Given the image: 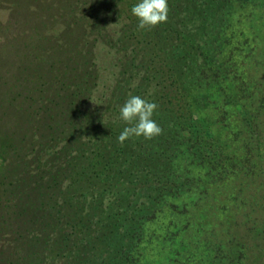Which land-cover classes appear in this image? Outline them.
<instances>
[{
  "label": "rangeland",
  "instance_id": "1",
  "mask_svg": "<svg viewBox=\"0 0 264 264\" xmlns=\"http://www.w3.org/2000/svg\"><path fill=\"white\" fill-rule=\"evenodd\" d=\"M130 2L0 0V264L31 260L20 256L34 241L18 237L22 229L4 224L14 216L7 217L3 202L8 192L21 194L25 188L18 165L11 166L5 150L18 151L27 160L25 168L34 165L29 136L38 121L26 111L37 98L34 87L48 82L52 73L84 67L90 52L99 75L88 104L103 105L121 80L119 58L124 56L107 37L117 35L127 19L119 6L127 8ZM186 7L177 4L168 20L199 22L184 16ZM206 7L216 40L204 51L208 57L201 49L187 53L184 61L209 76L200 70L189 73L186 93L178 101L192 108L171 111L189 120L194 144L190 139L179 145L183 153L170 175L178 192L164 196L160 210L143 225L136 249L145 264H264V0H210ZM92 21L101 33L91 29ZM160 42V53L167 56L171 40ZM184 53L171 66L181 65ZM152 86H147L149 95L157 91ZM11 136L17 144L8 141Z\"/></svg>",
  "mask_w": 264,
  "mask_h": 264
},
{
  "label": "trees",
  "instance_id": "2",
  "mask_svg": "<svg viewBox=\"0 0 264 264\" xmlns=\"http://www.w3.org/2000/svg\"><path fill=\"white\" fill-rule=\"evenodd\" d=\"M137 2L131 0L127 8L119 6L127 19L117 35L107 37L124 56L119 58L121 80L103 105L88 104L99 75L89 52L84 67L52 73L48 82L34 87L35 103L26 106L28 115L38 121L36 133L29 136L33 138L29 155L33 167L25 168L22 163L27 160L18 151L5 150L11 166L18 165L25 188L21 194L7 191L3 203L7 217L12 215L14 220L6 218L4 224L22 229L18 237L36 242H29V252L18 254L21 259L30 257L25 264H145L136 249L143 225L160 210L164 196L178 192L177 180L170 178L172 166L179 152L183 153L179 145L194 138L189 120L183 121L182 113H176L183 105L186 110L192 106L179 102L178 97L186 93L184 80L189 73L209 74L200 66L193 69L184 56L202 49L199 52L208 57L204 51L216 40L213 21H207L212 17L206 7L210 0L198 4L196 0H168V17L182 3L187 5L184 16L191 14L200 21L175 24L171 17L151 30H137L138 19L131 13ZM95 21L90 26L99 34L101 27ZM168 39L173 48L163 56L160 41ZM182 50L184 62L171 66L181 58ZM150 82L152 88L158 86L157 96L147 93ZM134 94L158 105L153 119L164 131L152 139L132 137L121 144L118 136L129 125L120 119V107ZM175 106L176 112L171 113ZM19 138L26 141L22 135ZM7 139L13 141L12 136Z\"/></svg>",
  "mask_w": 264,
  "mask_h": 264
},
{
  "label": "clouds",
  "instance_id": "3",
  "mask_svg": "<svg viewBox=\"0 0 264 264\" xmlns=\"http://www.w3.org/2000/svg\"><path fill=\"white\" fill-rule=\"evenodd\" d=\"M131 13L138 19L137 30H151L167 22L168 0H138L131 8ZM157 109L158 105L155 102H150L138 95H130L120 107V119L129 126L120 133L118 142L123 144L132 137L143 136L145 139H152L161 135L164 130L153 119Z\"/></svg>",
  "mask_w": 264,
  "mask_h": 264
}]
</instances>
